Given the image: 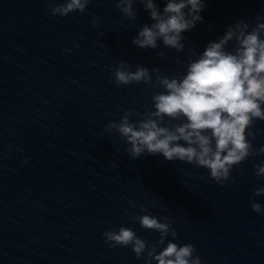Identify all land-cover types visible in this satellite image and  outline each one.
<instances>
[{
  "label": "clouds",
  "instance_id": "9594fccd",
  "mask_svg": "<svg viewBox=\"0 0 264 264\" xmlns=\"http://www.w3.org/2000/svg\"><path fill=\"white\" fill-rule=\"evenodd\" d=\"M47 2L51 15L63 17L77 11L83 13L93 0ZM114 2L123 16L132 20L137 19L135 3L143 4L149 12L153 23L140 27L133 44L141 49H157L158 41H162L165 48L177 53L185 50L182 34L203 20L200 12L207 6V0H165L160 11L157 0ZM255 20L254 26L247 20L227 26L224 34L210 41L202 53L191 50L187 60L175 57L184 66L181 73L169 75L158 66L149 68L139 63L132 70L130 61L120 59L112 72V82L117 87L147 85L144 91L151 90V107L143 112L133 107L124 109L119 119L110 120L100 135L117 133L129 146L127 152L132 159L145 153L162 154L168 161L208 169L209 179L221 187L234 180V166L264 153V145L256 148L252 142L257 136L255 122L264 121V15H257ZM91 24L97 27L99 19L93 18ZM64 51L70 53L72 49ZM158 55L164 58L167 53L160 51ZM134 116L139 118L132 119ZM112 166L118 168L115 160ZM253 174L258 179L264 177V162L254 166ZM261 195L264 186L253 190L251 208L264 216V205L255 200ZM129 204L137 206L135 201ZM139 207L145 209L144 205ZM131 219L143 229L158 232L159 238L150 242L132 227H110L102 233L109 248L130 247L145 264H152L153 260L157 264H202L195 245L176 242L179 233L173 227V218L165 217L162 222L145 212Z\"/></svg>",
  "mask_w": 264,
  "mask_h": 264
},
{
  "label": "water",
  "instance_id": "95a60500",
  "mask_svg": "<svg viewBox=\"0 0 264 264\" xmlns=\"http://www.w3.org/2000/svg\"><path fill=\"white\" fill-rule=\"evenodd\" d=\"M0 264H52L38 156L8 0H0Z\"/></svg>",
  "mask_w": 264,
  "mask_h": 264
}]
</instances>
